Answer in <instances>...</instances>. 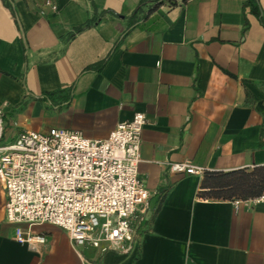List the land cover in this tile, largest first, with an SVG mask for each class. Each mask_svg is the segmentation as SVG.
I'll list each match as a JSON object with an SVG mask.
<instances>
[{
  "label": "crops",
  "instance_id": "obj_1",
  "mask_svg": "<svg viewBox=\"0 0 264 264\" xmlns=\"http://www.w3.org/2000/svg\"><path fill=\"white\" fill-rule=\"evenodd\" d=\"M247 1L165 2L136 20L139 0H0L5 137L56 127L103 139L143 112L149 192L127 254L75 248L49 224L32 249L13 238L0 183V264H264V203L235 211V198L202 193L203 175L168 168L264 166V26Z\"/></svg>",
  "mask_w": 264,
  "mask_h": 264
},
{
  "label": "built area",
  "instance_id": "obj_2",
  "mask_svg": "<svg viewBox=\"0 0 264 264\" xmlns=\"http://www.w3.org/2000/svg\"><path fill=\"white\" fill-rule=\"evenodd\" d=\"M5 106H0V183L14 240L35 249L45 236L34 227L49 224L62 229L75 248L131 252L148 210L149 192L138 173L145 114L134 112L103 139L52 127L8 140ZM168 168L188 175L205 172L188 160L170 162ZM260 203L264 190L232 200L235 211Z\"/></svg>",
  "mask_w": 264,
  "mask_h": 264
},
{
  "label": "trees",
  "instance_id": "obj_3",
  "mask_svg": "<svg viewBox=\"0 0 264 264\" xmlns=\"http://www.w3.org/2000/svg\"><path fill=\"white\" fill-rule=\"evenodd\" d=\"M5 1L8 3V0ZM176 1L139 0L132 17L137 20L141 16H146L165 2L172 5ZM246 6H249L251 12L257 16L261 25L264 26V13L261 12L257 0H248ZM81 28L82 26H78L76 31H79ZM201 189L204 195L214 198L232 199L256 196L264 190V166L254 167L250 170L238 169L228 172L205 170L201 182Z\"/></svg>",
  "mask_w": 264,
  "mask_h": 264
}]
</instances>
